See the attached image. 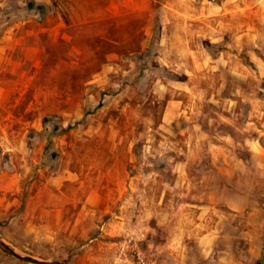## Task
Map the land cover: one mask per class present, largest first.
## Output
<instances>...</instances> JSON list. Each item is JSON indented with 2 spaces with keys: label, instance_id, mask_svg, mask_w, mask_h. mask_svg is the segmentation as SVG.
Instances as JSON below:
<instances>
[{
  "label": "rangeland",
  "instance_id": "374dc122",
  "mask_svg": "<svg viewBox=\"0 0 264 264\" xmlns=\"http://www.w3.org/2000/svg\"><path fill=\"white\" fill-rule=\"evenodd\" d=\"M0 238L68 264H264V0H0Z\"/></svg>",
  "mask_w": 264,
  "mask_h": 264
},
{
  "label": "crops",
  "instance_id": "0c3cea01",
  "mask_svg": "<svg viewBox=\"0 0 264 264\" xmlns=\"http://www.w3.org/2000/svg\"><path fill=\"white\" fill-rule=\"evenodd\" d=\"M254 148H255V150H257L259 152L261 150L260 145L257 143H254ZM221 202L223 203V205L227 208L228 212H230V213H232L233 211H236V210H241L242 203H236L233 200H231L229 197L223 198ZM202 209H203L202 210V217H205L206 216L205 214H207V211L204 208H202ZM217 211H221V210L217 209ZM221 212H223V211H221ZM232 221L233 220H231V222H230L229 219L224 220L221 217L220 219H217L215 221V223L212 225H208L204 222H201L197 226L199 228V229H197L198 230L197 232H199V233L197 235L196 234L194 235V237L197 238L196 242L200 246H207L209 244H213L214 240H217V238H218L217 234L219 233L221 227L226 226V225H232L233 226ZM255 223H256V221L254 219L253 224H255ZM257 223H259V222H257ZM206 251H207V249H206Z\"/></svg>",
  "mask_w": 264,
  "mask_h": 264
},
{
  "label": "water",
  "instance_id": "95a60500",
  "mask_svg": "<svg viewBox=\"0 0 264 264\" xmlns=\"http://www.w3.org/2000/svg\"><path fill=\"white\" fill-rule=\"evenodd\" d=\"M0 249L9 256H12L22 262L29 263V264H68L65 262L60 261H44L38 260L35 257L21 254L16 250L12 249L2 238H0Z\"/></svg>",
  "mask_w": 264,
  "mask_h": 264
},
{
  "label": "built area",
  "instance_id": "2783aa9c",
  "mask_svg": "<svg viewBox=\"0 0 264 264\" xmlns=\"http://www.w3.org/2000/svg\"><path fill=\"white\" fill-rule=\"evenodd\" d=\"M139 264H147L143 257H139Z\"/></svg>",
  "mask_w": 264,
  "mask_h": 264
}]
</instances>
